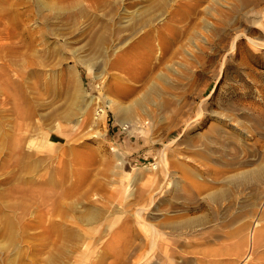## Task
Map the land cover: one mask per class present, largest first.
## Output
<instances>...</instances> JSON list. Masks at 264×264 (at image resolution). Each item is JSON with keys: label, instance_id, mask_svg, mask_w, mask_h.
Wrapping results in <instances>:
<instances>
[{"label": "rangeland", "instance_id": "374dc122", "mask_svg": "<svg viewBox=\"0 0 264 264\" xmlns=\"http://www.w3.org/2000/svg\"><path fill=\"white\" fill-rule=\"evenodd\" d=\"M262 211L264 0H0V264H259Z\"/></svg>", "mask_w": 264, "mask_h": 264}, {"label": "bare ground", "instance_id": "6f19581e", "mask_svg": "<svg viewBox=\"0 0 264 264\" xmlns=\"http://www.w3.org/2000/svg\"><path fill=\"white\" fill-rule=\"evenodd\" d=\"M109 101V100H108ZM102 111V110H101ZM101 111L99 110V112H98V116H99V118H101V117H103V114L101 113ZM98 118V119H99ZM40 204V203H39ZM262 212H264V211H262ZM248 226V225H247ZM10 227V226H9ZM8 227V228H9ZM9 230V229H8ZM7 233H8V231H6ZM5 232V233H6ZM242 231L240 230V234H242L241 233ZM4 233V232H3ZM247 233V232H246ZM254 233V234H253ZM252 234V237H251V245L252 246H254V247H256L257 245H259V246H261V245H264V228H262V229H258V230H256V232L254 231ZM237 234V233H236ZM244 234V233H243ZM242 234V235H243ZM3 235V234H2ZM5 235V234H4ZM9 235H11V234H9ZM241 235V237H240V239H239V241H238V243L237 244H235L234 246L236 247V245L239 247V244H244L245 245V243H248L247 242V239H249V237L248 236H242ZM230 236V235H229ZM11 237V236H10ZM44 237V236H43ZM248 237V238H247ZM249 241V240H248ZM250 245V244H249ZM228 246V245H227ZM235 247H234V249H235ZM44 247H42L41 246V248H38V249H33L32 251L31 250H28L27 251V254L25 255V257L23 258V260H21V263H18V264H41V262H42V260H43V258L41 257L42 256V253H43V249ZM224 248H226V246H224ZM237 249V248H236ZM118 252L116 253V255H117V259H115L116 261V263L115 264H126V258H125V254L124 253H126L125 252V249H118L117 250ZM224 251V250H223ZM234 251V250H233ZM236 251V250H235ZM235 251H234V253H235ZM218 251H216V253H217ZM225 252V251H224ZM228 252V251H227ZM230 252H231V250H230ZM229 252V253H230ZM107 253L108 252H105V254L101 257V258H99L98 259V261L97 262H95L94 264H105L106 262H105V258H106V255H107ZM219 253V252H218ZM233 253V252H232ZM237 253V252H236ZM239 253V252H238ZM237 253V254H238ZM225 254H228V253H225ZM236 254V255H237ZM262 254V253H261ZM32 255V257H30ZM218 255V254H217ZM228 255H230V254H228ZM235 255V254H234ZM126 257H127V255H126ZM260 257V256H259ZM58 258V257H57ZM261 258H262V261H261V263H259V264H264V256H261ZM56 259V257H55V253L51 250V252L49 251V254H48V256L46 257V262L48 261H53V260H55ZM130 259V258H129ZM125 260V261H124ZM259 261V262H260ZM54 262V261H53ZM51 263V262H50ZM43 264V263H42ZM230 264V263H229ZM232 264V263H231ZM257 264H258V262H257Z\"/></svg>", "mask_w": 264, "mask_h": 264}]
</instances>
